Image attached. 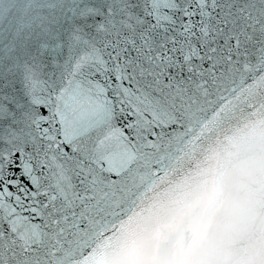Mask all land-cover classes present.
<instances>
[{
	"label": "snow or ice",
	"instance_id": "1",
	"mask_svg": "<svg viewBox=\"0 0 264 264\" xmlns=\"http://www.w3.org/2000/svg\"><path fill=\"white\" fill-rule=\"evenodd\" d=\"M0 264H264V0H0Z\"/></svg>",
	"mask_w": 264,
	"mask_h": 264
}]
</instances>
